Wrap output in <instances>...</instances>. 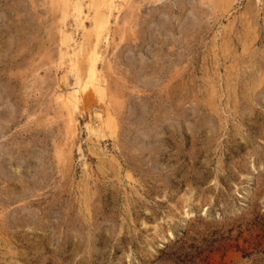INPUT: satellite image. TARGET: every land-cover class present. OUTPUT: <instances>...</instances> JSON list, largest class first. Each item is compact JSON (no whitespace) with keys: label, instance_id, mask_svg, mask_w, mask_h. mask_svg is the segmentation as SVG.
I'll list each match as a JSON object with an SVG mask.
<instances>
[{"label":"rangeland","instance_id":"rangeland-1","mask_svg":"<svg viewBox=\"0 0 264 264\" xmlns=\"http://www.w3.org/2000/svg\"><path fill=\"white\" fill-rule=\"evenodd\" d=\"M116 4L70 128L81 30L0 0V264H264V0Z\"/></svg>","mask_w":264,"mask_h":264},{"label":"bare ground","instance_id":"bare-ground-1","mask_svg":"<svg viewBox=\"0 0 264 264\" xmlns=\"http://www.w3.org/2000/svg\"><path fill=\"white\" fill-rule=\"evenodd\" d=\"M117 1L121 2V0H59L70 14L75 26L82 32L80 42L74 41L70 34H64L62 38L64 48L67 47L63 58L65 57L68 62L67 71L73 77L74 86L59 99L62 109L66 112L67 126L70 128L74 126L72 112L78 108L81 92L92 93L96 98H103L106 95L107 78L102 71L104 66L99 69L98 65L104 63L102 47L107 48L111 44L109 30ZM89 18V27H86L85 21ZM104 116V120L101 118L98 132L101 129L112 130L114 126L113 113L110 109H106Z\"/></svg>","mask_w":264,"mask_h":264}]
</instances>
